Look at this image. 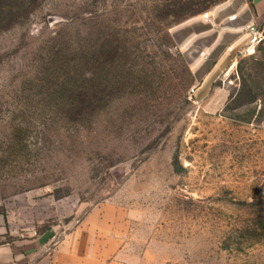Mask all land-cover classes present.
<instances>
[{"label": "rangeland", "instance_id": "374dc122", "mask_svg": "<svg viewBox=\"0 0 264 264\" xmlns=\"http://www.w3.org/2000/svg\"><path fill=\"white\" fill-rule=\"evenodd\" d=\"M250 4L38 0L7 11V229L61 237L107 207L141 264H264V39L251 56L240 55L246 44L184 45ZM196 56L207 64L194 75Z\"/></svg>", "mask_w": 264, "mask_h": 264}, {"label": "crops", "instance_id": "0c3cea01", "mask_svg": "<svg viewBox=\"0 0 264 264\" xmlns=\"http://www.w3.org/2000/svg\"><path fill=\"white\" fill-rule=\"evenodd\" d=\"M220 28L221 31H217L214 27L205 28V25H200L194 36L184 39L185 50L189 52L194 49L197 53L210 54L219 45L233 48L244 46L249 39L247 31L250 28L264 32V0H251L250 6L243 7L240 14L223 20ZM211 37L214 40L209 41ZM206 64L204 57L196 56L191 66L194 75ZM20 233L14 234L7 229L5 219L0 215V264L142 262L126 251L121 213L107 207L88 212L76 228L61 237L52 231L41 234L26 231Z\"/></svg>", "mask_w": 264, "mask_h": 264}, {"label": "trees", "instance_id": "16d2710c", "mask_svg": "<svg viewBox=\"0 0 264 264\" xmlns=\"http://www.w3.org/2000/svg\"><path fill=\"white\" fill-rule=\"evenodd\" d=\"M37 3L38 0H0V24L13 18L12 15L6 14L7 11L17 9L28 13Z\"/></svg>", "mask_w": 264, "mask_h": 264}, {"label": "built area", "instance_id": "2783aa9c", "mask_svg": "<svg viewBox=\"0 0 264 264\" xmlns=\"http://www.w3.org/2000/svg\"><path fill=\"white\" fill-rule=\"evenodd\" d=\"M203 19L208 20L209 15L205 14L202 16ZM249 39L245 47L240 51L241 56H251L255 53V49L264 39V32L255 28H250L248 31Z\"/></svg>", "mask_w": 264, "mask_h": 264}]
</instances>
